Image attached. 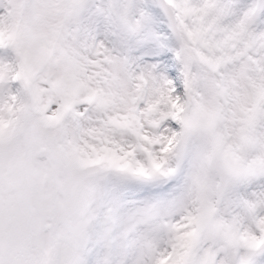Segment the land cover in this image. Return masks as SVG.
<instances>
[{
	"label": "snow or ice",
	"instance_id": "1",
	"mask_svg": "<svg viewBox=\"0 0 264 264\" xmlns=\"http://www.w3.org/2000/svg\"><path fill=\"white\" fill-rule=\"evenodd\" d=\"M0 264H264V0H0Z\"/></svg>",
	"mask_w": 264,
	"mask_h": 264
}]
</instances>
